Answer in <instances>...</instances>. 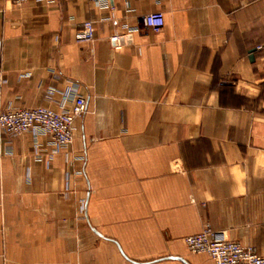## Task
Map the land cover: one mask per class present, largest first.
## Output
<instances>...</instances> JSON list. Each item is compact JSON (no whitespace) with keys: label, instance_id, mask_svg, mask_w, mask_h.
I'll use <instances>...</instances> for the list:
<instances>
[{"label":"crops","instance_id":"obj_1","mask_svg":"<svg viewBox=\"0 0 264 264\" xmlns=\"http://www.w3.org/2000/svg\"><path fill=\"white\" fill-rule=\"evenodd\" d=\"M73 94L69 145L0 133V264H214L207 223L264 256V0H0V108Z\"/></svg>","mask_w":264,"mask_h":264},{"label":"built area","instance_id":"obj_2","mask_svg":"<svg viewBox=\"0 0 264 264\" xmlns=\"http://www.w3.org/2000/svg\"><path fill=\"white\" fill-rule=\"evenodd\" d=\"M14 5H20L26 0H10ZM104 3L107 0H102ZM143 24L154 31H159L164 24L161 12H151L143 16ZM95 28L91 20H86L74 32L76 41H90L94 38ZM114 39H117L115 37ZM70 95L67 93L65 99ZM73 105L64 110H53L43 106L3 110L0 108V133L7 135L30 132L33 135L48 134L54 144L65 147L72 142L73 124L76 117L86 110V100L79 94H73ZM184 242L190 252L206 253L214 264H264V256L255 247L245 246L229 238L225 230L213 228L205 224L201 231L188 235Z\"/></svg>","mask_w":264,"mask_h":264}]
</instances>
